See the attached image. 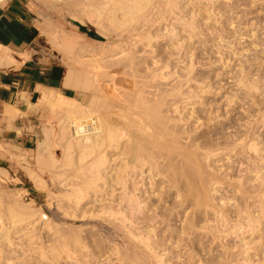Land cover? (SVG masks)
<instances>
[{"label":"rangeland","instance_id":"obj_1","mask_svg":"<svg viewBox=\"0 0 264 264\" xmlns=\"http://www.w3.org/2000/svg\"><path fill=\"white\" fill-rule=\"evenodd\" d=\"M26 1L39 29L30 52L41 66L58 67L63 77L72 69V86L56 91L67 100L75 99L86 105L80 91L82 85L89 88L85 73L103 74L116 67L119 45L124 50L128 47L126 53L134 49L132 39L119 36L122 29L115 24L114 27L108 16L103 19L104 14L99 15L97 8L109 2L107 15L127 0ZM154 1L162 5L166 0ZM190 1H179L176 16L165 13L168 18L163 19L167 20L164 23L160 15L165 7L156 2L153 17L148 16V19L156 16L155 22L149 19L154 23L143 30L151 36V31L155 32L154 41L151 39L154 45L150 49L147 42H140L136 52L139 53L138 47L140 51L145 46L146 49L136 55L140 56L134 61L137 66L124 65L131 72L136 70L135 73L145 75L155 68L153 62L157 61V68H166L165 72L174 76L173 83L178 86L174 97L177 104L171 111L164 110L161 119L160 127L165 131L163 143L171 151L158 154L161 176L158 174L153 183L146 180L142 186L139 184L137 191L134 183L128 186L129 191L131 187L132 192L141 196L142 211L128 219L127 231L106 212L122 198L121 186L115 182L116 165L108 169L115 178L109 174L107 184H103L107 189L103 186L96 198L91 196L79 208H67V200L62 199L65 181L57 182L50 171L52 155L58 154L40 146L46 139L44 130H59L61 122L67 119V110L42 106L41 95H36L21 111L15 107L18 116L8 120H19L17 126L24 127L17 130L20 136L35 137L33 149L26 150L14 140H0V220L10 232L9 238L1 240L0 264H264V0ZM178 18L192 23L179 26ZM78 25L101 40L82 33ZM174 25L177 39L164 37L163 27L169 29ZM88 94L92 96L91 92ZM146 96L151 99V95ZM94 121L81 120L80 124H91L94 128ZM6 129H14V123ZM70 132V136H78L73 124ZM63 205L67 209H62ZM219 213L223 217H218ZM22 218L30 221L20 227L15 222ZM31 227L37 233H32ZM54 232L64 239V245L71 243L68 246L71 249L75 245L71 241L75 240L78 244L81 239L79 243L84 246L79 244L80 248L77 246L72 252L64 247L63 251L68 248L72 253L70 256L68 251L60 250L64 245L57 237L61 243L59 250L51 252ZM147 239L151 247L145 245ZM42 241L45 246L53 244L49 249L36 250L43 245ZM46 249L50 255L47 251L48 256H43ZM36 251L42 252L37 254L40 257Z\"/></svg>","mask_w":264,"mask_h":264},{"label":"bare ground","instance_id":"obj_2","mask_svg":"<svg viewBox=\"0 0 264 264\" xmlns=\"http://www.w3.org/2000/svg\"><path fill=\"white\" fill-rule=\"evenodd\" d=\"M179 1H181V0H166L161 5V3L159 1H154V0H127L122 6L115 7L107 15L105 12L107 10H109V8H108L109 2L107 4H106V2L103 3V4H105V6L103 4H101V5H103V7L99 6L101 8H97L98 14L99 15L104 14L103 17L101 16L103 19L105 18V16H108L109 20L112 22V23L110 22L111 24H113V25L115 24L117 26V28L119 27V29L120 28L122 29L121 34L115 32V33H117V35L118 34H120L119 36L127 35L128 37L125 36V38L132 39L131 44L134 42L133 43L134 49H132L133 52L131 50V53H126L125 50L127 51L128 47L124 50L123 47L121 45H119L120 47L119 46H118L119 48L117 47L118 48L117 53L114 52L115 56H117V58H115V61L117 62L116 67L109 69L108 71L104 72L103 74H96V73H91V72L85 73L84 80H85V83H87L89 85L90 89L88 88L87 85L85 86L87 88H84V85H82V87L80 88V91L82 90L81 92L84 93V101H85L86 105L81 104L78 100H75V99L67 100L65 98V96L59 94L56 90H43L42 91L41 98H40V104L42 106L44 105V106H48V107L54 108V109L65 107L67 110L66 112L68 114L66 117L67 118L66 120H64L63 122L60 121L61 124L59 123L60 124L59 130H54V129H51L50 127H49L50 129L44 130L46 139L43 142H41L42 145H40V146L44 145V147L46 146V149H48V151H49V149H53V151L56 154H58L57 156H55V154L52 155L53 158H52L51 163H52L53 169L50 171H52L53 172L52 174L54 175V177L57 180H59L57 182L60 183V182L65 181L64 191H66V193L62 199L67 200L66 202H68L67 203L68 209H69V206L72 207L71 209H73V207L79 208V206H81L84 202H86V200H89L91 198V196H95V198H96L97 194H100L99 192L103 191L102 190L103 186L105 187V189H107L106 188L107 186L103 185V184L106 183V180H108V177L110 175L112 177H114L112 175L113 173L110 174L108 172V169L111 168L113 165H116L117 167L116 168L114 167L116 169V172H114V173H116L115 174L116 175L115 176L116 177L115 182H117L116 184H119L121 186L120 188L123 191V192L121 191L122 192V194H121L122 198L120 201L117 200V201H119V203L117 206L115 205L116 207L114 206V204H113V206L111 204L112 207L108 206L109 208L107 211H106L105 207L103 209H105V211L107 213H109L110 217H112L114 220L118 221V223H121V225H123L122 227H124L125 229L128 228V226H127V224H129V223H127L129 221L128 219L130 217L134 216L133 214H136V212L142 211V209H143L142 205H144V204H142V202H140L141 196L139 197V195H137L138 192L135 193V191L139 190L138 187L142 186V184H145L146 180L148 183H153L157 178H159L158 174H160L159 173L160 171H158V169H159L160 165L158 163H159L160 156L158 157V154L160 152L162 153V151L164 152L166 150H167L166 152H171L170 149L165 146V143H163V140L165 138V131L162 132V129L160 126L162 123L161 119H163L162 114H163L164 110H166V112L171 111V109L174 108L175 105L177 104L174 97H175V93L177 91L178 86L174 85L176 83H173L174 80L176 81V79L173 78L174 76L171 77V75H167V71L165 72L166 68L159 69V66L157 68L158 62L155 61L156 57H154L155 62H153V59H152V62L154 65V66L153 65L152 66L155 68L149 69L148 70L149 73L145 70V72L148 73V74L146 73L145 75H143L144 72L141 75H139L138 73L140 71L135 73L136 70L134 68L133 69L135 70V72H131L128 69L129 66L125 67L124 65H126V64L130 65L131 68L134 65L136 67L137 65L134 63V61L137 62L135 59L136 58L138 59L140 57V56H136V55L141 53V51L144 50V48L146 46L147 47L149 46V48H150V47H152V45H154L153 44L154 42H152V41H154V39L152 37L154 31L153 32L151 31L152 36L149 35L148 34L149 32L147 31L148 32L147 34L149 35L148 36L147 34H145V32H143V30L145 27H149V24L151 25L152 23L155 22L156 16H154V19L149 18V19H151V21L154 20V22H152V23L148 19V16H150V14H151V16L153 17L152 11H155L153 8H155L154 6H155L156 2H159V7H161L163 5L165 7L164 8L165 12H164V10H162L161 15H160V17L162 16L161 19L163 20L164 18L167 19L169 15L170 16L172 15L174 17L176 16L175 15L176 13H174V12H176V9L179 5L178 4ZM201 1L202 0H200L199 2H201ZM190 4H192V3H190ZM157 7L158 6L156 5V8ZM156 12H155V15L158 16V14H156ZM158 12L160 13V10ZM165 13H170V14H167L168 16H165L164 15ZM177 14L182 15L181 12L180 13L178 12ZM181 15L179 18L182 19L183 16H181ZM108 17H106V18H108ZM192 17L193 16L191 15V18ZM99 18H100V16H99ZM179 18L176 21H178L177 22L178 25L182 26V27H184L183 25H189L190 26V24L193 21V18H192V21L190 20V22L188 20L183 21L184 19L181 20ZM186 18H188V16ZM157 19L158 20L160 19L159 16L157 17ZM160 20L158 22L162 21V20L161 21ZM165 21H167V20H165ZM165 21L163 20V23ZM193 23H194V21H193ZM115 25H114V27H116ZM153 25H155V24H153ZM160 25H162V24L160 23ZM191 26L193 27V25H191ZM167 27H169V26H167ZM163 28H165L164 32L162 31L164 37H166V35H167V37L171 36L173 38L172 40H174L175 37L177 39V29H176L177 27H175V25H174V27H171V28H173L172 30H169L171 28H169V29L166 27H163ZM152 29H154V28H152ZM192 30H193V28H192ZM115 33H114V35H116ZM161 33L160 34L158 33V34L162 36ZM108 38H109V36H108ZM160 38H162V37H160ZM114 39H115V37H114ZM151 39H152V41H151ZM157 39H155V41ZM123 41L124 42H122L123 43L122 45L125 46L126 44H124V43L126 40L124 39ZM143 41L147 42L148 44L145 43L146 46L144 48L142 47L143 49L140 51V49H138L140 47L139 44H140V42H142V44H143L144 43ZM129 42H130V40H129ZM155 43L157 45L158 42H155ZM119 44H121V43H119ZM138 45H139V47L137 48V50H139V53L136 52V46H138ZM177 47H179V46H177ZM175 50H176V47H175ZM134 52H136V53L134 54ZM15 55L16 54L11 52L10 50L5 49L3 47H0V68H7V67L10 68V66H15V68L18 67L20 63L18 61H16ZM22 57L24 58V61H26L28 58L26 55H24ZM158 60H160V59H158ZM159 62H162V61H159ZM138 64H139V62H138ZM148 65L146 67H148ZM150 66H151V64H150ZM124 67L127 68V70L126 69L124 70ZM72 78H73V71H72V69H70V71H67V73L65 74L64 79H63L62 85L64 88H69L70 86H72V84H73ZM88 92H91L92 96L89 95ZM146 95H151V99H148ZM41 105H38V106H41ZM95 105H96V107H95ZM15 107L16 106L9 108L10 111L8 110V112H7V114L12 118H14V117L16 118L18 116V113H19ZM34 107H37V106L35 105V106H33V108ZM93 107H95V109ZM45 108H47V107H45ZM14 112L15 113L17 112L15 114L16 116L14 115ZM81 120H85L86 123L88 120H90V121L95 120L94 122H92L95 124V125L92 124L94 126V128L91 126V124L85 125V123H84V125L88 128V132L85 135H81L76 131V129H78L80 126H82L80 124ZM71 124H73V126H74L75 134L78 135V136H76V138L70 136ZM158 129H159V132L156 133V131ZM198 146L199 145L197 144V147ZM49 152H48V154H49ZM49 157L51 158V156H49ZM50 160H48V161H50ZM46 165H47V163H46ZM43 167H44V165H43ZM49 167H46V168H49ZM54 170H55V172H54ZM181 173L184 174L185 172L184 173L181 172ZM184 175H186V174H184ZM160 176H161V174H160ZM138 178H139V180L137 181ZM111 181L112 180H110V183H111ZM55 182H56V180H55ZM130 182L132 184H130ZM129 184L131 186L134 185L133 187L136 190L132 192L133 188L130 187V189H131L130 190L131 192H130L129 188H128ZM139 184H140V186H138ZM62 186H63V184H62ZM110 187H112V186H110ZM65 188L67 190H65ZM116 189H118V185H117ZM141 192H144V191H141ZM116 193H118V192H116ZM144 194H145V192H144ZM178 196L180 198L181 193H178ZM111 198H112V196H111ZM94 203H95V201H94ZM95 205H97V204H95ZM83 206H85V204ZM104 206H105V204H104ZM67 208H64V205L62 206V209H67ZM81 208H84V207H81ZM74 210L76 211L77 209H74ZM63 211H66V210H63ZM75 211L73 212L74 214H75ZM84 212H85V210H84ZM87 212L88 211H86V214H87ZM68 213H71V212H68ZM107 213H103L102 215H104V214L106 215ZM109 215H107V217ZM77 216H78V214H77ZM93 216H95V215H93ZM217 216L223 217V214L219 213ZM42 217H44V215H42ZM100 217H101V215H100ZM29 221H30L29 218H22V219H19L15 223H19L20 227H22L23 225H27L29 223ZM183 222H187V221H183ZM130 223H134V222H130ZM116 224H117V222H116ZM183 225H184V223H183ZM1 226H3V227H1ZM5 226H6V223L3 222V220H0V250H1V244H2L1 240L4 238L5 239L9 238V234H10V232L8 231L9 229L6 228L8 226H6V227ZM249 226L252 228V230L255 229V226H252V225H249ZM31 228H34V227H31ZM120 229H123V228H120ZM127 230L128 229H126V231ZM35 231H36V229L34 228V230L31 232L34 233ZM36 233H37V231H36ZM50 233H51V231H50ZM50 233L48 235H50ZM57 234L59 235V233L57 232V233H55L54 236L56 237ZM52 235H53V233H52ZM235 235H236V232H235ZM36 236H39V235H36ZM130 236H133V234L131 233ZM32 237H31V239H32ZM35 237H33V239H35ZM55 237L53 238V236H52V238H53L52 242L54 243L53 246H51L53 243L52 244L49 243L48 245L45 246L43 244L44 242L42 241L41 244H43L44 246L40 245L41 246L40 247L38 245L40 248L37 247L36 250L41 249V248H42V250H44L45 248L43 249V247L47 248L50 245L51 248H53V250H51V252L55 251L54 253H56L57 252L56 248L58 249L60 244L63 243V245H64L65 242H62V240H64V239L60 238L61 236L60 237L57 236L58 239L59 238L61 239V243L57 239V237H56V239H55ZM147 238L150 239V237H147ZM33 239H32V241H33ZM145 239H146V237H144V240ZM148 239H147V241H148ZM69 240L70 239H67L66 242ZM54 241H57V242H54ZM71 242L73 243L72 245L75 244L73 246L74 248H72L74 250H76L75 247L79 246V244H80V246L82 245L81 243H79V242H82L81 239L79 240L78 244H76L77 242H75V243L73 241H71ZM142 242H143V240H142ZM67 243H69V242H67ZM70 244L71 243H69V245ZM141 244H143V243H141ZM146 244L151 245V242L148 241V243L146 242L145 245ZM145 245H143V246L144 247L148 246V245L147 246H145ZM150 245L148 247H151ZM66 246H67V244L64 245L62 248H61V246L59 248H60V250L62 249V251H63V249H66V248H64ZM80 246L77 248H80ZM82 246H84V245H82ZM49 248L50 247H48L47 249H49ZM68 248H70V247H68ZM68 248H67V251H68ZM47 249H46V252L43 251L45 253H42L41 252L42 250L36 251L37 252L36 255L39 254V252H41L43 256H48V255H46L47 251H48ZM72 249L70 250V252H72ZM79 250L82 251L83 248L79 249ZM67 251H63V252H67ZM49 253L50 252L48 251V254ZM67 253H69V251ZM70 254H72V253H69V255ZM69 255L67 257H69ZM38 256L39 255H37V257ZM41 259H45V258L43 257ZM40 262H42V261L40 260Z\"/></svg>","mask_w":264,"mask_h":264},{"label":"crops","instance_id":"obj_3","mask_svg":"<svg viewBox=\"0 0 264 264\" xmlns=\"http://www.w3.org/2000/svg\"><path fill=\"white\" fill-rule=\"evenodd\" d=\"M39 36L38 23L26 0L0 1V47L10 50L21 66L0 68V140H11L32 150L36 139L31 134H18V119L8 122L9 108L16 106L21 111L28 100L41 95L43 90H60L63 73L58 67H43L30 52ZM28 56L24 61L22 56ZM10 111V110H9ZM14 123V129L7 130Z\"/></svg>","mask_w":264,"mask_h":264},{"label":"trees","instance_id":"obj_4","mask_svg":"<svg viewBox=\"0 0 264 264\" xmlns=\"http://www.w3.org/2000/svg\"><path fill=\"white\" fill-rule=\"evenodd\" d=\"M78 26H79V28H80V30H81L82 33H86V34H88V35H89L91 38H93V39L101 40V38H100L98 35H96V34L90 32L86 27H83V26H81V25H78Z\"/></svg>","mask_w":264,"mask_h":264},{"label":"built area","instance_id":"obj_5","mask_svg":"<svg viewBox=\"0 0 264 264\" xmlns=\"http://www.w3.org/2000/svg\"><path fill=\"white\" fill-rule=\"evenodd\" d=\"M76 131L81 135H85L88 132V128L85 125H82L78 129H76Z\"/></svg>","mask_w":264,"mask_h":264}]
</instances>
